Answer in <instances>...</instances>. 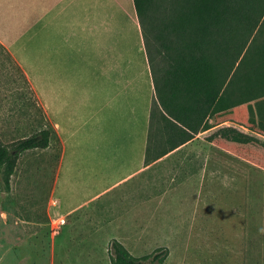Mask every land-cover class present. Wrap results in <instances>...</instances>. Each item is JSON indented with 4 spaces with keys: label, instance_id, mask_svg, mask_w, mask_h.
<instances>
[{
    "label": "rangeland",
    "instance_id": "rangeland-1",
    "mask_svg": "<svg viewBox=\"0 0 264 264\" xmlns=\"http://www.w3.org/2000/svg\"><path fill=\"white\" fill-rule=\"evenodd\" d=\"M116 1L129 19L114 4L121 17L113 26L115 53L119 58L127 46L130 59L143 54L148 63L133 1ZM88 62L81 56L80 66ZM103 62L98 55L96 65ZM47 126L39 92L0 46V142L13 145ZM217 128L196 135L173 158L186 163L151 178L142 191L134 185L113 201L63 216L47 209L62 152L60 140L23 152L9 185L0 169V264H113L114 239L153 264H264V167L207 142L205 136ZM154 132L156 147L162 150L161 119ZM212 161L223 165L213 167ZM158 195L169 196L173 207L163 211L168 215L154 217L137 206L140 196Z\"/></svg>",
    "mask_w": 264,
    "mask_h": 264
},
{
    "label": "crops",
    "instance_id": "crops-1",
    "mask_svg": "<svg viewBox=\"0 0 264 264\" xmlns=\"http://www.w3.org/2000/svg\"><path fill=\"white\" fill-rule=\"evenodd\" d=\"M114 4L129 19L116 0H0V45L39 92L42 111L62 144L49 213L71 215L113 201L134 185L142 191L151 178L186 163L173 158L188 143L147 161L154 80L145 55L130 59L127 46L119 58L115 53L113 26L121 17ZM132 6L136 14L134 1ZM98 55L104 60L99 66ZM81 56L88 57L85 66ZM137 206L154 217L173 207L169 196L161 195L140 196Z\"/></svg>",
    "mask_w": 264,
    "mask_h": 264
},
{
    "label": "trees",
    "instance_id": "trees-1",
    "mask_svg": "<svg viewBox=\"0 0 264 264\" xmlns=\"http://www.w3.org/2000/svg\"><path fill=\"white\" fill-rule=\"evenodd\" d=\"M133 1L156 91L147 161L218 127L207 142L264 167L257 136L264 137V0ZM159 119L162 150L154 132ZM53 138L60 140L48 122L13 145L0 142L6 184L23 152L48 148ZM111 249L113 264H153L117 239Z\"/></svg>",
    "mask_w": 264,
    "mask_h": 264
},
{
    "label": "built area",
    "instance_id": "built-area-1",
    "mask_svg": "<svg viewBox=\"0 0 264 264\" xmlns=\"http://www.w3.org/2000/svg\"><path fill=\"white\" fill-rule=\"evenodd\" d=\"M65 219L63 218V219H61V220H59V224L61 225V224H64L65 223Z\"/></svg>",
    "mask_w": 264,
    "mask_h": 264
}]
</instances>
